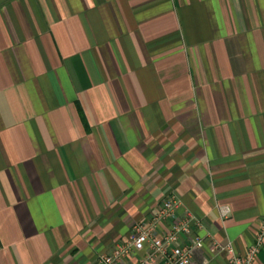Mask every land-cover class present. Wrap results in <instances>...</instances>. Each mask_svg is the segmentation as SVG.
I'll use <instances>...</instances> for the list:
<instances>
[{"label": "crops", "instance_id": "1", "mask_svg": "<svg viewBox=\"0 0 264 264\" xmlns=\"http://www.w3.org/2000/svg\"><path fill=\"white\" fill-rule=\"evenodd\" d=\"M172 194L254 243L264 0H0V264H97Z\"/></svg>", "mask_w": 264, "mask_h": 264}, {"label": "built area", "instance_id": "2", "mask_svg": "<svg viewBox=\"0 0 264 264\" xmlns=\"http://www.w3.org/2000/svg\"><path fill=\"white\" fill-rule=\"evenodd\" d=\"M181 202L170 195L148 221L137 223L127 242L116 244L102 255L97 264H194L197 251L208 252L209 257L224 255L230 264H255L264 248V219L254 243L245 255H238L231 243L222 244L214 238L197 234L201 222L190 212L179 215ZM222 219L231 214L229 207H219ZM139 254H143L139 257ZM207 258L204 264H209Z\"/></svg>", "mask_w": 264, "mask_h": 264}]
</instances>
